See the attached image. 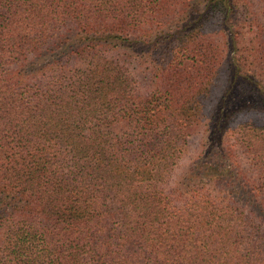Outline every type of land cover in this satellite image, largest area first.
Wrapping results in <instances>:
<instances>
[{
  "label": "trees",
  "instance_id": "trees-1",
  "mask_svg": "<svg viewBox=\"0 0 264 264\" xmlns=\"http://www.w3.org/2000/svg\"><path fill=\"white\" fill-rule=\"evenodd\" d=\"M245 104L264 110V0H0V264H264Z\"/></svg>",
  "mask_w": 264,
  "mask_h": 264
},
{
  "label": "rangeland",
  "instance_id": "rangeland-1",
  "mask_svg": "<svg viewBox=\"0 0 264 264\" xmlns=\"http://www.w3.org/2000/svg\"><path fill=\"white\" fill-rule=\"evenodd\" d=\"M224 81H225V77L222 75L217 83V88L214 95L218 96L217 94L221 90ZM240 113L245 114L244 116H242V118L244 119L245 118L251 119L254 122L264 121V110H262L259 106H252L245 104L244 107L240 110ZM206 128L207 126L204 125L200 126L198 128L199 130L197 131V133L195 132L194 135L192 136L189 142V147L187 149V152L184 154L178 166L174 170L173 176L171 178V184L173 186L177 184L178 180H180L183 177V175L186 177V173L188 174L190 170H194L198 168L199 165L198 163H202L203 161H205V157L203 155H202L203 159H199L198 156L200 155L199 153L202 150V144L204 143L205 140H207V138L210 137L207 136L208 130ZM210 160H212V162L215 163L219 161L218 158L212 156H210ZM225 167L230 169L229 166L227 165H225ZM243 185L244 184L240 181L238 176L231 174L227 185L228 194L230 197L234 198L244 207H249V202H250L249 195L247 194L246 188Z\"/></svg>",
  "mask_w": 264,
  "mask_h": 264
}]
</instances>
